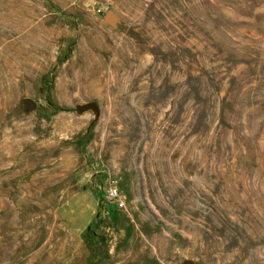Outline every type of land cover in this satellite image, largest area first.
<instances>
[{"label": "rangeland", "instance_id": "1", "mask_svg": "<svg viewBox=\"0 0 264 264\" xmlns=\"http://www.w3.org/2000/svg\"><path fill=\"white\" fill-rule=\"evenodd\" d=\"M0 264H264V0H0Z\"/></svg>", "mask_w": 264, "mask_h": 264}, {"label": "built area", "instance_id": "2", "mask_svg": "<svg viewBox=\"0 0 264 264\" xmlns=\"http://www.w3.org/2000/svg\"><path fill=\"white\" fill-rule=\"evenodd\" d=\"M107 200L116 210L123 211L126 209V197L116 185L109 190Z\"/></svg>", "mask_w": 264, "mask_h": 264}, {"label": "water", "instance_id": "3", "mask_svg": "<svg viewBox=\"0 0 264 264\" xmlns=\"http://www.w3.org/2000/svg\"><path fill=\"white\" fill-rule=\"evenodd\" d=\"M112 19V16L110 15L108 18H107V20H111Z\"/></svg>", "mask_w": 264, "mask_h": 264}]
</instances>
